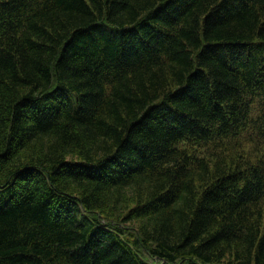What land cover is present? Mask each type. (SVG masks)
Returning <instances> with one entry per match:
<instances>
[{"label":"trees","instance_id":"trees-1","mask_svg":"<svg viewBox=\"0 0 264 264\" xmlns=\"http://www.w3.org/2000/svg\"><path fill=\"white\" fill-rule=\"evenodd\" d=\"M0 264H264V0H0Z\"/></svg>","mask_w":264,"mask_h":264}]
</instances>
